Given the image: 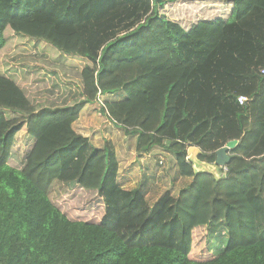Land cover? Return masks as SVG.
<instances>
[{
    "label": "trees",
    "instance_id": "16d2710c",
    "mask_svg": "<svg viewBox=\"0 0 264 264\" xmlns=\"http://www.w3.org/2000/svg\"><path fill=\"white\" fill-rule=\"evenodd\" d=\"M178 1L0 0V58L35 45L52 64L81 65L75 89L47 96L45 78L28 73L24 87L0 69V264H264V41L253 30L264 0H218L228 17L188 30L160 12ZM118 92L100 114L136 137L137 153H171L191 180L152 208L119 187L112 148L72 128ZM23 129L32 144L18 169ZM231 141L219 178L188 162L193 146L213 165Z\"/></svg>",
    "mask_w": 264,
    "mask_h": 264
},
{
    "label": "rangeland",
    "instance_id": "374dc122",
    "mask_svg": "<svg viewBox=\"0 0 264 264\" xmlns=\"http://www.w3.org/2000/svg\"><path fill=\"white\" fill-rule=\"evenodd\" d=\"M229 10H230V5L224 1L221 2L218 0H179L175 4L167 5L160 12L167 19L178 23L184 30H188L191 25L197 23L198 21H209L215 18H223L224 20L228 17ZM257 20L258 21L256 22L255 20L253 21V30L257 31L259 38L264 41V16L260 17ZM113 23H114L113 27L115 28L116 32L119 35L123 33V30L121 29L122 24H119L116 21H114ZM19 43L25 46L27 44V41L20 40ZM29 47L32 48H28L27 50L24 49V51H22V53L20 54L12 53L3 59L0 58V69L5 70L8 75H10L12 72L13 75L11 76L15 80H17L20 83V85L22 84V86L24 87L27 77L26 75L28 73H31L34 76L37 75L45 78L47 81H45L46 83L43 85L44 88V90L42 91L44 92L43 96H47V94H52V95L56 94L61 91V88H63L64 90L63 94H65L66 92H68L67 88L75 89V87L78 86L79 84L78 70L80 69L79 66L81 65L74 66L73 68L66 66L64 64H63L64 66H62L61 63L52 64L51 59H49L45 54H40L37 52L38 50L37 46L29 45ZM56 59L66 60L64 57L60 55H57ZM36 64H38L39 67H35ZM10 66H13V68L15 69L14 70L11 69L10 71V69H7ZM60 75H62L63 77H61ZM42 92H37V93L41 94ZM38 97L42 98L41 95H39ZM123 98H124V94L122 92H118L117 94H114L112 96H104V97L99 96L95 103H93L90 107H88L83 111L84 116L82 114L79 115L78 119L82 118V122L78 123L77 126L74 127L72 126L75 133L87 139V141L93 147H95L94 145L95 140H97L98 142L105 141L104 147L105 145H109L114 151L118 168H119V164L114 148H116L115 139L118 138L119 134L117 133L118 135H116L115 132L116 130H114V128L112 127L113 124L111 125L110 124L111 122L108 120V118L105 117V115H101L99 111L105 103L120 101ZM111 140H114V146L111 143L112 142ZM31 144H32V140L27 136L25 129H23L21 132L17 134L14 145V151L11 155V162H10L11 165H13L18 169L22 167L23 155L24 153H26V151L29 150ZM171 158H174V156L172 155ZM163 162L164 161L161 159L159 160H157V158L154 159V161L150 163V165L154 167V169L152 168L151 172L148 171V167L146 166L143 167L142 162H140L139 164L134 163L133 165H128V161H125L123 165L124 170H127L129 167H133L138 172L137 175H139L141 177L142 182L145 183V184L140 183L139 185L144 186L145 192L154 191L148 195L149 198L147 197V200L149 202L146 201L151 208L154 207L166 195H169L170 197L174 198L177 195L180 188L183 186L182 183H178L180 175H178L177 173L178 171L176 165L173 162H171L169 167H164L162 169ZM118 168L116 174H118ZM148 172L151 173L152 176ZM223 172H224L223 170L220 171V169H218L215 178L221 177ZM57 183L58 182H54L52 188L57 190L58 188ZM67 186L69 188L72 187L70 186V184H68ZM146 187L148 190H146ZM64 190L66 189L65 188L63 189L61 187L58 192L52 190L50 196L52 198H55ZM122 190L126 191L124 189ZM151 197L152 199H150ZM90 199L91 197L82 200L84 203H86V204L82 203V205L86 206L88 204L87 203L88 201L86 200H90ZM156 199H159L158 202L156 201ZM154 201H156L157 203H155ZM154 203L155 205H153ZM208 238L210 242H213L215 240V238L211 236H209Z\"/></svg>",
    "mask_w": 264,
    "mask_h": 264
},
{
    "label": "crops",
    "instance_id": "0c3cea01",
    "mask_svg": "<svg viewBox=\"0 0 264 264\" xmlns=\"http://www.w3.org/2000/svg\"><path fill=\"white\" fill-rule=\"evenodd\" d=\"M104 96H112V95H104ZM91 105L92 104L86 105L83 108V110L81 111L80 115L82 114L84 116L83 111L85 109H87L88 107H90ZM81 122H82V118L77 119L72 126L73 127L77 126V124L81 123ZM110 124L112 125V123H110ZM112 127L114 128V130H116L115 131L116 135L119 134L118 138L115 139L116 140L115 141V147L116 148H114L115 153H116V157L118 160V164H119L118 174H116L117 175V177H116L117 183L122 189L126 190V192L130 191V190H134V189L139 190V192L145 197V200L147 202H149L147 200V197L151 192H154V191L150 190L151 192H145L144 186L139 185L140 183H142V184H145V183H143L141 180V177L139 175H137L138 172L133 167H129L127 170H124L123 169L124 162L128 161V165H133L134 163L139 164L140 162H142L143 167L144 166L148 167V171L151 172L152 168L154 169V167L152 165H150V163L152 161H154V159L157 158V160L161 159L164 161L163 165H162V169H163L164 167H169L171 162H173L175 164V158H171L172 157L171 153H169V152H167L164 149H161L159 147L153 148L147 154H144V153L138 154V153H136V149H135L136 148V137L126 136L122 129L116 128L114 126H112ZM111 141H112L111 143L114 146V140H111ZM104 142L105 141L98 142L97 140H95V144H94L95 148H97L99 150L103 149L104 148ZM171 159H172V161H171ZM149 174L152 176L151 173H149ZM190 182H191L190 179L182 178L179 176L178 183L183 184V186L180 188V190L185 188L187 185H189ZM146 190H148L147 187H146ZM179 191H178V193H179ZM178 193H177V195H178ZM177 195L174 198H176ZM150 199H152V197ZM158 200L159 199H156L157 202H158ZM156 201H154V202L157 203ZM155 203L153 205H155Z\"/></svg>",
    "mask_w": 264,
    "mask_h": 264
},
{
    "label": "water",
    "instance_id": "95a60500",
    "mask_svg": "<svg viewBox=\"0 0 264 264\" xmlns=\"http://www.w3.org/2000/svg\"><path fill=\"white\" fill-rule=\"evenodd\" d=\"M237 145L236 141L228 142L227 145L215 152V162L213 165L207 164L199 160L200 150L193 146L187 149L188 162L192 164V167L197 173H206L216 177V172L219 168L225 167L230 162L228 152Z\"/></svg>",
    "mask_w": 264,
    "mask_h": 264
},
{
    "label": "built area",
    "instance_id": "2783aa9c",
    "mask_svg": "<svg viewBox=\"0 0 264 264\" xmlns=\"http://www.w3.org/2000/svg\"><path fill=\"white\" fill-rule=\"evenodd\" d=\"M260 73L262 74V75H264V68H262L261 70H260ZM245 102H247V98H245V97H239L238 98V103L240 104V105H243ZM221 170H223L224 172L226 171V167H222V168H220Z\"/></svg>",
    "mask_w": 264,
    "mask_h": 264
},
{
    "label": "clouds",
    "instance_id": "9594fccd",
    "mask_svg": "<svg viewBox=\"0 0 264 264\" xmlns=\"http://www.w3.org/2000/svg\"><path fill=\"white\" fill-rule=\"evenodd\" d=\"M226 167V166H225ZM220 169V168H219ZM221 170V169H220Z\"/></svg>",
    "mask_w": 264,
    "mask_h": 264
}]
</instances>
